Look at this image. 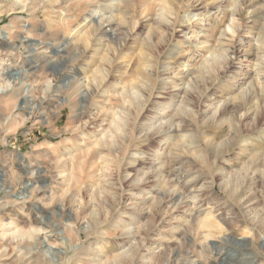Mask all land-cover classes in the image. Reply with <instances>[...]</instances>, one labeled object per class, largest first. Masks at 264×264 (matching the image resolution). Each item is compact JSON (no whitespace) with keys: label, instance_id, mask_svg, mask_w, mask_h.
Masks as SVG:
<instances>
[{"label":"rangeland","instance_id":"1","mask_svg":"<svg viewBox=\"0 0 264 264\" xmlns=\"http://www.w3.org/2000/svg\"><path fill=\"white\" fill-rule=\"evenodd\" d=\"M111 1L1 0L0 264H264V0Z\"/></svg>","mask_w":264,"mask_h":264},{"label":"bare ground","instance_id":"2","mask_svg":"<svg viewBox=\"0 0 264 264\" xmlns=\"http://www.w3.org/2000/svg\"><path fill=\"white\" fill-rule=\"evenodd\" d=\"M113 1V0H112ZM111 1V2H112ZM203 5V4H202ZM107 7V6H106ZM112 7V6H111ZM199 7V6H198ZM0 8H1V0H0ZM24 8V7H23ZM108 8V7H107ZM113 8V7H112ZM109 10V9H108ZM113 11V10H112ZM100 12H101V10L99 9V10H94L93 12H92V15L93 16H91V18L90 19H86V24H89V23H94V21H95V19L97 18L98 19V24L99 23H101V17H100ZM64 13V12H63ZM91 14V13H90ZM100 19V20H99ZM85 24V25H86ZM96 24V23H95ZM82 25V24H81ZM84 25V26H85ZM83 27V26H82ZM111 28V27H110ZM105 30V29H104ZM90 31V30H89ZM95 31V30H94ZM7 33V35H6V37H4V40L6 41V43H9V42H11V38H10V35H9V33H8V31H3V33ZM77 32V31H76ZM91 32V31H90ZM104 32H106V31H104ZM105 34V33H104ZM23 38V37H22ZM27 39H28V37H26V38H24V40L23 41H21V42H27ZM18 40V39H17ZM20 42V43H21ZM41 43V42H40ZM13 46V45H12ZM46 46V45H45ZM17 47V46H16ZM52 47V46H51ZM74 47V46H73ZM26 48V47H25ZM16 49V48H15ZM14 49V50H15ZM33 51L35 52V49H33ZM79 51V50H78ZM28 52H30V51H28ZM38 53V52H37ZM29 54V53H28ZM27 54V55H28ZM37 55V54H36ZM41 56V55H40ZM43 56V55H42ZM48 58V57H47ZM47 61H49L48 59H47ZM25 63V62H24ZM74 64V63H73ZM72 64V65H73ZM229 65V64H228ZM24 66H26V65H24ZM76 67V66H75ZM229 67H227V69H228ZM11 69V68H10ZM172 69V68H171ZM230 69V68H229ZM33 70V69H32ZM165 71V70H164ZM163 71V72H164ZM226 71V70H225ZM228 71V70H227ZM27 72H28V70L27 69H21V70H19V72L16 74V75H13V74H11V71H10V73L9 74H7V75H9V77L11 78V79H14V81L16 82H18V85H23V81H26L25 80V77H26V74H27ZM75 72H76V70H75ZM7 73V72H6ZM30 74V73H29ZM159 75H160V73H159ZM167 76V73H165L164 75H163V77L164 76ZM160 77H161V75H160ZM162 79V78H161ZM86 80V79H85ZM166 81V80H165ZM86 83V82H85ZM165 83V82H164ZM91 88V87H90ZM7 89V88H6ZM10 90V89H9ZM5 92V90L4 89H2V88H0V95H3V93ZM97 92V91H96ZM98 93V92H97ZM5 94H7V93H5ZM29 94H31L30 93V85L29 84H27V85H25V88H24V96H26V97H28L29 96ZM41 100V99H40ZM22 103H23V105H25L24 104V101L22 100ZM39 103V102H38ZM23 105L22 106H19V108H23ZM31 105V104H30ZM228 107V106H227ZM230 108V107H229ZM226 109V108H225ZM19 110V109H18ZM31 111V110H30ZM226 111V110H225ZM31 113V112H30ZM81 114V113H80ZM83 114V113H82ZM77 117V116H76ZM79 117V116H78ZM85 118V117H84ZM84 118H82V119H84ZM81 119V120H82ZM79 121V120H78ZM153 128V127H152ZM155 128V127H154ZM172 131V130H171ZM165 133V132H164ZM154 135V134H153ZM163 135V134H162ZM168 135V134H167ZM158 136V135H157ZM150 137H152L151 135H150ZM149 137V138H150ZM154 137V136H153ZM156 137V136H155ZM154 137V139H156ZM171 137V136H170ZM152 139V138H151ZM160 141H164V140H166L167 139V137L165 136V135H163V136H161L160 137ZM160 143V142H159ZM39 173V172H38ZM57 174V173H56ZM39 176V175H38ZM37 179V178H36ZM18 182V181H17ZM146 182V181H145ZM144 182V183H145ZM132 184V183H131ZM138 186V185H137ZM143 186V185H142ZM34 188V187H33ZM133 188H135V187H133ZM29 189V188H28ZM131 189V188H130ZM133 190V189H132ZM135 190V189H134ZM139 191H141V190H143V189H138ZM42 195V194H41ZM180 195V194H179ZM14 196V195H13ZM24 197L23 198H21V199H26L28 196H25V195H23ZM173 196V195H172ZM172 196H171V198H172ZM169 197V195H167V198ZM177 198V197H176ZM17 199V198H16ZM20 199V198H19ZM20 199V200H21ZM172 200V199H171ZM175 200V199H174ZM167 205V204H166ZM164 206V205H163ZM14 211V210H13ZM233 221H234V219H233ZM258 228V227H257ZM260 228V227H259ZM219 230L221 231V228L219 227ZM261 239H262V245L264 246V235H261ZM222 241H225V239L223 240V238H222ZM227 243V242H226ZM219 244H221V243H219ZM231 245H234V244H231ZM53 247L52 246H46V251H45V255L46 254H50L52 251H53ZM143 249V248H142ZM220 249V248H219ZM221 249L222 250H225V246L222 244L221 245ZM227 249V248H226ZM235 249V248H234ZM139 251V250H138ZM30 253V252H29ZM126 253V252H125ZM240 253V252H239ZM31 254V253H30ZM36 254V253H35ZM39 254V253H38ZM44 254V253H43ZM58 254H59V252H58ZM124 254V253H123ZM252 254V253H251ZM33 255V254H32ZM28 256H29V254H28ZM37 256V255H36ZM26 257V256H25ZM24 257V258H25ZM221 257H222V259H236V257H238V255L235 253V252H233V251H230V250H227L226 251V253H222V255H221ZM33 258V257H32ZM26 259H27V257H26ZM30 260V259H29ZM252 260V259H251ZM22 261V260H21ZM241 261H244V260H241ZM27 262V261H26ZM43 262V261H42ZM48 264H49V262H47ZM50 263L51 264H55V261L53 262L52 260L50 261ZM255 263V262H254ZM241 264V263H240ZM244 264V263H243ZM248 264V263H247Z\"/></svg>","mask_w":264,"mask_h":264}]
</instances>
